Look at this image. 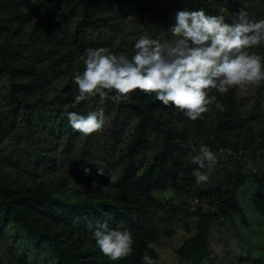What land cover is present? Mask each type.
<instances>
[{
	"label": "trees",
	"instance_id": "obj_1",
	"mask_svg": "<svg viewBox=\"0 0 264 264\" xmlns=\"http://www.w3.org/2000/svg\"><path fill=\"white\" fill-rule=\"evenodd\" d=\"M150 1L154 0H0V37L8 41L0 50V152L12 155L2 146L13 141L15 151L26 147L35 155L28 169L52 172L79 145L76 178L92 193L80 199L77 192L76 199L68 201L51 189L17 188L0 175V264L34 263V252L48 255L53 264H143L147 252L162 264L154 247L162 231L150 216L153 211L163 212V207L154 193L173 189L182 194L187 186H194L192 173L197 165H190L188 159L194 145L203 142L214 154L223 150L242 155L253 149L254 132L246 125L247 117L238 112L235 88L223 96L213 92L224 110L213 106L214 114L195 122L140 91L119 104L99 97L76 103L79 91L73 80L78 59L87 48L112 44L125 31L130 16L143 12ZM188 1L207 14H219L201 0ZM250 3L234 1V12ZM246 12L250 18L264 19V0H254ZM21 24L31 31L18 26ZM255 51L264 55V45ZM60 82L63 85L57 88ZM89 104L92 109H105L109 124L101 139L92 134L81 140L82 134L68 122L66 113L86 114ZM263 119L255 118L259 121V149H264ZM132 120L133 133L120 148L117 145L125 139ZM85 168L90 172L86 174ZM98 168L104 170L103 176L98 175ZM254 177L264 183V177ZM93 181L109 184V190L93 189ZM195 195L211 212L199 209L190 215L198 218L197 233L176 253L189 264H218L210 248L212 223L215 219L227 221L235 212L243 214V209L232 190L221 193L196 188ZM251 199L254 209L264 216V195ZM177 213L186 211L177 208ZM101 224L131 231L134 244L129 257L112 261L100 252L93 232ZM12 237L28 241L29 246H12L8 241Z\"/></svg>",
	"mask_w": 264,
	"mask_h": 264
},
{
	"label": "clouds",
	"instance_id": "obj_2",
	"mask_svg": "<svg viewBox=\"0 0 264 264\" xmlns=\"http://www.w3.org/2000/svg\"><path fill=\"white\" fill-rule=\"evenodd\" d=\"M167 32L170 40L140 35L131 57L105 47L87 48L82 57L83 71L74 75L73 82L79 91L76 103L99 97L101 101L110 98L119 104L131 93L140 91L154 95L165 107H174L195 122L203 120L213 106L224 110L213 92L223 96L233 88H259L264 84V55L255 51L264 45V19L250 18L241 9L230 14L227 22L222 14L184 8L175 12ZM113 92L115 95L110 97ZM66 115L71 128L85 136L103 131L107 120L104 107L93 110L91 104L86 114ZM193 152L190 161L197 165L192 173L196 183H207L209 172L218 163L217 157L204 144ZM84 172L90 170L85 168ZM104 174L98 168V175ZM92 188L107 192L109 184L93 181ZM93 238L100 252L112 261L133 252L134 240L127 228L109 229L107 224H101ZM143 264L157 261L145 252Z\"/></svg>",
	"mask_w": 264,
	"mask_h": 264
},
{
	"label": "rangeland",
	"instance_id": "obj_3",
	"mask_svg": "<svg viewBox=\"0 0 264 264\" xmlns=\"http://www.w3.org/2000/svg\"><path fill=\"white\" fill-rule=\"evenodd\" d=\"M205 4H210L219 14L225 16L226 21L230 22V14L235 13L236 7L233 8L234 1L228 0H201ZM244 5L242 8L247 11L254 0H242ZM188 0H154L147 2L143 8V12H136L127 21V27L122 34L118 35L114 42L107 48L115 53H125L131 57L134 54V45L140 35H149L153 39H171L167 28L173 23V17L177 10L188 8L198 10L200 8L191 4ZM233 8V10H232ZM238 9L239 6H238ZM27 31H31L30 27L18 25ZM97 38V36L95 35ZM94 39V41L96 40ZM14 43V41H12ZM94 43V42H92ZM90 43V44H92ZM8 45L5 37H0V50L3 51ZM95 48V47H93ZM84 55V54H83ZM83 55L78 59L74 71H83ZM60 82L55 86H62ZM236 89V99L238 104V112L247 118L246 125L253 129L254 147L248 153L242 155H232L226 151L220 150L217 157V165L209 172V180L207 183L187 186L181 192L168 189L163 192H155L154 196L163 207V212L153 211L150 216L151 222L162 231L159 242L154 244L155 249L162 258V264H189L179 259L176 250L181 247L184 242L197 233L196 225L198 218L190 216L192 213L202 209L204 213L211 210L204 201L197 199L195 195L196 188H203L221 193L232 190L237 193L239 204L243 209V214L233 213L227 221L214 220L211 229L210 248L217 258L218 264H253L257 260L264 262V216L258 213L252 204V196L256 194L264 195V183H258L255 175L264 177V149L257 146L261 141L259 121H255L258 116L264 117V87H249L247 89ZM261 98V99H260ZM95 109V108H94ZM93 109V110H94ZM214 110L209 112L213 113ZM264 121V119H263ZM108 119L104 126L107 127ZM135 122L130 123L127 127L125 139L117 145L120 148L126 146L127 138L133 133ZM21 132V130H19ZM95 133L97 138L101 139L104 134ZM85 139V135L81 136V140ZM61 145L65 142L63 137L60 141ZM201 144H204L203 142ZM193 146V149L199 148L201 145ZM206 145V144H204ZM3 149L9 148L12 155L6 156L0 152V175L13 183L17 188L21 187L26 190L51 189L59 198L74 201L78 192L80 199L85 198L88 194L87 187L77 181L75 171V161L80 157L81 149L78 145L76 150L70 155L69 159H62L52 172L45 169L35 170L28 166L35 159L32 150L26 147L22 151H15L14 142L9 146L4 144ZM1 148V149H2ZM8 151V150H6ZM195 154L192 150L191 155ZM190 155V157H191ZM189 159L190 165H193ZM194 166V165H193ZM29 170L31 173H29ZM116 175V170H115ZM241 174L245 175L244 178ZM177 208H183L186 213L178 214ZM9 243L14 247L19 244L29 246V243L15 238H9ZM31 256H36L34 263L28 261H20L19 264H53L48 255L34 252Z\"/></svg>",
	"mask_w": 264,
	"mask_h": 264
}]
</instances>
